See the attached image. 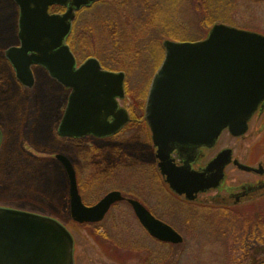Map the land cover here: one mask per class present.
I'll return each instance as SVG.
<instances>
[{
	"label": "rangeland",
	"instance_id": "rangeland-1",
	"mask_svg": "<svg viewBox=\"0 0 264 264\" xmlns=\"http://www.w3.org/2000/svg\"><path fill=\"white\" fill-rule=\"evenodd\" d=\"M57 10L51 7L50 13ZM19 15L15 0H0V206L57 218L74 237L75 264H158L168 256L164 264H264V251L251 249L254 239L264 242V198L260 205L227 207L211 198L200 203L180 196L158 169L152 133L143 121L153 77L165 57L164 41L202 40L216 23L264 34V0H95L77 11L67 43L79 64L93 56L106 69L126 73L120 104L135 119L101 140L59 137L69 90L46 70L34 68L32 87L17 79L5 55L19 43ZM263 123L257 114L241 137L224 131L200 163L224 147L245 158ZM60 153L75 165L87 205L120 190L155 211L183 241L165 243L152 236L129 201L115 202L98 222L75 220L69 176L56 157ZM226 172V184L248 178L232 165Z\"/></svg>",
	"mask_w": 264,
	"mask_h": 264
},
{
	"label": "water",
	"instance_id": "water-1",
	"mask_svg": "<svg viewBox=\"0 0 264 264\" xmlns=\"http://www.w3.org/2000/svg\"><path fill=\"white\" fill-rule=\"evenodd\" d=\"M95 0H15L19 5V45L6 56L17 79L31 87L32 66H43L70 89L58 126L62 137L115 134L129 121L119 100L126 94L124 71L103 68L96 57L78 65L67 39L76 11ZM66 7L50 13L51 6ZM165 57L153 77L145 118L151 128L159 167L170 187L188 199L215 188L224 178L232 150L223 149L204 168L195 169L198 149L211 147L228 129L235 136L264 102V34L216 23L199 41L165 40ZM2 131L0 129V145ZM177 151L181 164L172 153ZM56 157L70 180V208L79 222L102 220L124 196L108 192L94 205L80 195L76 170L65 154ZM241 168L249 166L235 160ZM143 227L158 240L181 243L183 236L156 218L139 200L129 198ZM0 264H75L74 237L57 218L19 208L0 206Z\"/></svg>",
	"mask_w": 264,
	"mask_h": 264
},
{
	"label": "flooded vegetation",
	"instance_id": "flooded-vegetation-1",
	"mask_svg": "<svg viewBox=\"0 0 264 264\" xmlns=\"http://www.w3.org/2000/svg\"><path fill=\"white\" fill-rule=\"evenodd\" d=\"M53 7L59 8V10H61V11H58V10L55 11L56 13H62L67 9L66 7H59V6H53ZM60 8H62V9H60ZM101 65H102V63H101ZM35 67L44 68L43 66H40V65L33 66L32 69H33L34 75H35V72H34ZM102 67H104V66L102 65ZM65 89L69 90V93H68V95H69L70 89H68V88H65ZM67 100H68V96H67ZM146 100H147V98H146ZM146 104H147V101L145 102V105H144V115H143L144 120L143 121H144V123H146V126H148L149 131H151L150 126H149L147 120L145 119ZM66 105H67V103H66ZM122 107H125V106H122ZM126 110L128 111V114L130 117L129 121L124 126H122V128L119 131H117L115 134H113L111 136L96 137L93 135H86V136H82V137L70 138V137H62L59 135L58 132H57V134L59 135L60 138L66 139V140H79V139L85 138V137H94V138H97L100 140L101 139H110L111 137L118 135L119 132H121L130 122H134L135 119L133 118L132 111H130L128 108H126ZM63 114H64V112H63ZM63 114L61 116V119L63 117ZM257 114L261 115V117L264 116V102L262 104H260V106H259L258 110L256 111V113L254 114V116ZM254 116L250 119V121L254 118ZM61 119H60V121H61ZM250 121H249V123H250ZM0 128H1V126H0ZM260 128L261 129L258 130V133L261 132V134H260L259 138L256 141H254L252 146L251 147L249 146V149L246 151L245 158L238 156L237 154L234 155V150L231 147H224V148L220 149L219 151H217L215 154H212L211 156H209L208 160L205 164L200 163L201 159H204L205 156L208 154L207 151L210 149H213L216 146V144L219 142V140H220V138L224 132L221 134L220 138L218 139L216 144H214L213 146H211V147H205L204 146V147H201L198 149L197 157H196L194 164H193V167L195 169L204 168L211 160H213L217 156V154L219 152H221L223 149H226V148H230L232 150V160L230 163H228L226 165V167L224 169V178L220 181V184L216 188H210L204 192H199L193 200L202 203V202L207 201L211 198L213 200H216V202H218L219 205L227 206V207L239 205L241 203H255V204L258 203L260 205V201L264 198V123L262 125H260ZM248 129H249V124H248ZM225 131H228V130H225ZM230 134L233 137H241V136H235L232 133H230ZM3 139H4V132L2 129L1 145L3 143ZM115 142H117V141H115ZM152 143H153V148H154L153 152H155V159L157 162V166H158L159 171L161 172V170L159 168V164H158L159 159L156 156L157 148L155 147L153 140H152ZM172 157L174 158L176 164H179V165L181 164V158H180L177 151H174L172 153ZM69 159H70V157H69ZM235 160H238L240 163H243V164L249 166L250 169L241 168L238 164L235 163ZM71 162H72V160H71ZM61 164H62V162H61ZM231 165L234 168L240 170L241 172L246 173V175H248V178L244 179V180L242 178H240L239 180L235 181V185H231L229 183L226 184L225 183L226 176H227L226 170ZM74 167H75V165H74ZM164 179L166 181L165 177H164ZM213 191H216V192L213 193ZM120 192L124 196V199L121 201H128L129 198H133V197H128L127 195H124V193L122 191H120ZM179 195L186 198L185 195H182V194H179ZM204 196L206 198H204ZM147 208L156 217H158L156 215L155 211H153L149 207H147ZM159 219H161V218H159ZM162 221H164V220H162ZM183 239H184V237H183Z\"/></svg>",
	"mask_w": 264,
	"mask_h": 264
},
{
	"label": "trees",
	"instance_id": "trees-1",
	"mask_svg": "<svg viewBox=\"0 0 264 264\" xmlns=\"http://www.w3.org/2000/svg\"><path fill=\"white\" fill-rule=\"evenodd\" d=\"M260 211H264V208H262ZM264 216V215H263ZM251 240V239H248V241ZM251 242V241H250ZM258 242V243H257ZM260 242V243H259ZM254 243H256L254 246L251 247V249H255V252H258V251H264V242L262 241V239H254ZM258 244L260 245L258 247ZM170 259V256L167 257V259L164 260V263H166L168 260ZM162 262H159L158 264H164ZM151 264H153L151 262ZM173 264H178L177 261H175Z\"/></svg>",
	"mask_w": 264,
	"mask_h": 264
}]
</instances>
